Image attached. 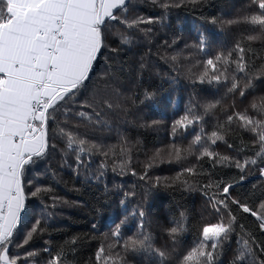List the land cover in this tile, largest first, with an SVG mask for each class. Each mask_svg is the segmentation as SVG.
<instances>
[{
	"label": "snow or ice",
	"instance_id": "obj_1",
	"mask_svg": "<svg viewBox=\"0 0 264 264\" xmlns=\"http://www.w3.org/2000/svg\"><path fill=\"white\" fill-rule=\"evenodd\" d=\"M208 7L215 12L211 0H0V264H74L80 239L34 247L52 236L68 203L56 190L65 168L86 181H102L109 169L137 178L130 186L104 185L123 215L91 264H130L142 253L156 257L154 264H264V0H231L228 20L205 16ZM150 8L158 11L145 15ZM180 9L201 13L194 42L182 34L184 19L174 15ZM235 26L244 31L215 42L214 29L231 33ZM161 28L166 38L157 35ZM142 47L149 55L156 47L172 81L182 76L192 89L191 107L169 126L173 141L195 124L214 129L202 130L187 149L174 142L148 155L129 135L162 126L139 115L156 96L142 88L144 57L131 70L124 59ZM206 86L215 89L211 100L201 96ZM233 129L252 143H229ZM113 138L145 155L139 173L130 152L122 150L117 162L105 143ZM219 144L231 155H221ZM165 158L180 170L152 176ZM249 177L259 189L237 192ZM161 190L181 198L167 213ZM244 214L255 218L252 230L241 223ZM130 222L135 230L125 236Z\"/></svg>",
	"mask_w": 264,
	"mask_h": 264
},
{
	"label": "trees",
	"instance_id": "obj_2",
	"mask_svg": "<svg viewBox=\"0 0 264 264\" xmlns=\"http://www.w3.org/2000/svg\"><path fill=\"white\" fill-rule=\"evenodd\" d=\"M211 4L215 7V12H213L212 7H208L207 11L204 12L205 16L212 12L213 14L221 13L225 20L232 19L233 10L231 8V0H211ZM157 11V9L150 8L144 14L150 15ZM174 15H179L184 19L185 31L182 34L189 43L194 42L197 36V28L201 13L199 11L180 9L177 10ZM166 31V29L161 28L157 35L161 38H166L164 36ZM213 31L215 33V42L218 43L230 39L231 34L242 32L244 29L242 26H235L231 30V33H229L228 30H225L224 33H221L216 29ZM159 43L160 41L157 40V46ZM193 55L198 57V54L196 53H193ZM141 56L144 57L145 63L148 65V71L143 74L142 88L147 89L150 92H155L156 96L154 101L147 102V107L141 105L143 110L139 115H143L148 121H159L162 125L155 130H147L140 133L131 132L129 134L133 141H135L137 137L139 138L141 141L139 147L142 151L148 155H151L157 149L161 152H165L168 146L174 142L179 147L187 149L188 144L194 142L195 136L201 134L202 130L209 133L214 130L209 126L210 122L195 124L189 127L181 140L173 141L169 126L173 119L182 115L186 108L191 107L189 94L192 92V89L188 86V82L185 81L182 76L179 77L176 82L172 81L171 76L175 74L170 72L169 64L165 63L164 60L159 59L156 47L151 48L150 55L149 47H142L129 51L124 57V59L127 60V68L131 70L137 64V61ZM193 71H198V68L193 67ZM206 87H209L210 90L202 92L201 96L211 100L213 99L215 89L210 86ZM141 91L142 89L140 88H134V92L137 95H139ZM228 102L229 100L225 99V101H223V106L226 107ZM197 112H199V110H197ZM216 118L223 122L225 119L223 111L218 109ZM225 126L227 127V125ZM241 140L246 144L252 143L251 136L233 129L231 131V139H229L228 142L239 143ZM105 143L113 146L112 151L116 153L117 162L122 150L124 152H130L132 166L136 167L138 173L140 172V165L145 162V155L137 154L135 148H130L127 144H121L114 138L106 140ZM216 150L220 152L221 155H231V153L225 149L223 144H219ZM256 151L258 152L259 149L257 148ZM248 155L252 156L251 151H249ZM252 158L256 157L252 156ZM98 163L99 161L93 163V168H95ZM106 163L109 165L112 163L111 154ZM193 163H195L193 157L188 156L185 166L190 167ZM202 166L205 171L209 170L207 161H204ZM179 170L180 168L178 165L175 163H168L167 158H165V162L159 163L158 167L151 172V175L161 178L170 177ZM224 171L227 172L229 176L238 179L235 170L228 171L225 169ZM60 178H62V182L56 190L62 198L68 201V203L57 212L54 218L53 227L52 229H49L52 231V236H45L43 240L37 241L34 247H42L44 241L65 244V242H70L73 238H77L82 241V244L77 249L79 255L76 257L74 264H91L94 252L100 246L104 236L110 234V232L114 230L115 224L113 222L115 221L118 224L119 220L117 219V216L123 215L122 208L117 204L116 199L105 195L104 185H107L108 189H111L113 185L116 184H126L130 186L137 178L135 176L121 177L118 173L113 174L109 169L105 172V177L102 181H97L95 179L86 181L82 178L78 179L73 174L72 170L67 168L61 173ZM181 179H188V177L182 176ZM259 186L260 182L257 179L249 177L248 182L242 187L237 188L236 191L246 192L254 187L259 189ZM159 195L165 198L166 213L168 207H171L173 200L178 203L181 202L179 196H172L165 190H161ZM186 207H190V205H186ZM193 215H195V213H193ZM254 222L255 218L248 214H244V219L241 220V223L245 224L249 230H252L255 227ZM129 228H132L131 222L122 228V232L125 236L131 235V232L128 231ZM134 230L135 229L132 228V231ZM186 235L190 242L193 238L192 235L190 233ZM142 260L148 261L149 264H154L156 257L147 253H142L136 257L130 258V264H139V261Z\"/></svg>",
	"mask_w": 264,
	"mask_h": 264
}]
</instances>
